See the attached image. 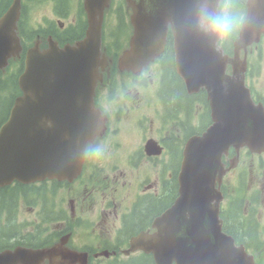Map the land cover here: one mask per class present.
Listing matches in <instances>:
<instances>
[{
  "label": "water",
  "instance_id": "obj_1",
  "mask_svg": "<svg viewBox=\"0 0 264 264\" xmlns=\"http://www.w3.org/2000/svg\"><path fill=\"white\" fill-rule=\"evenodd\" d=\"M9 18L13 19L12 16H9ZM186 18H188V16H184L182 18L178 17V22H185ZM162 40H163L162 31L156 30L151 34V38L148 40L147 43L150 46H156V49H157L161 45ZM54 163L57 167H60L61 165L59 159H56ZM198 167L200 169L198 175L201 176L202 178L203 168L201 166H198ZM194 191H195L194 188H189L188 192L184 191L183 197H181L178 200L176 206L170 212V215L179 216V211L181 207L183 206V198L189 195L190 199H192L190 193H193ZM183 225L185 228L184 239H185L186 245L189 250L183 247L182 242L180 240H175L171 245H169V247L165 249L164 254L166 256L170 254H175L178 261L180 262L188 261L187 264H203L205 259L208 258V256L204 257L203 254L206 252V248L209 242L213 239L212 236H209L210 230L212 229V225H213L212 222L211 224L205 225L202 219V216L200 214L194 215L191 213L188 216V221L183 223ZM53 253H55L54 250L49 251L47 253H43L41 255L36 254V253L24 254L20 251H15L12 253L6 252L0 255V264H17V263L28 264L27 261L30 258L33 260H38L40 258L51 255ZM155 260L157 261L156 257H155Z\"/></svg>",
  "mask_w": 264,
  "mask_h": 264
},
{
  "label": "clouds",
  "instance_id": "obj_2",
  "mask_svg": "<svg viewBox=\"0 0 264 264\" xmlns=\"http://www.w3.org/2000/svg\"><path fill=\"white\" fill-rule=\"evenodd\" d=\"M200 15L202 21L208 25L209 30L219 37L226 38L230 34L233 26V18L227 13H214L209 6L208 0H204L200 6ZM96 151L97 154H101L100 149Z\"/></svg>",
  "mask_w": 264,
  "mask_h": 264
},
{
  "label": "rangeland",
  "instance_id": "obj_3",
  "mask_svg": "<svg viewBox=\"0 0 264 264\" xmlns=\"http://www.w3.org/2000/svg\"><path fill=\"white\" fill-rule=\"evenodd\" d=\"M139 91L141 92V95L143 96L144 101H145V99H148V96L151 94L150 91H144L143 89H140ZM154 103H155V102H154ZM147 109L150 110V112H153L154 109H155V106H153V107H148ZM150 117H151V116H150Z\"/></svg>",
  "mask_w": 264,
  "mask_h": 264
},
{
  "label": "trees",
  "instance_id": "obj_4",
  "mask_svg": "<svg viewBox=\"0 0 264 264\" xmlns=\"http://www.w3.org/2000/svg\"><path fill=\"white\" fill-rule=\"evenodd\" d=\"M171 98L173 99V98H174V96H173V95H171Z\"/></svg>",
  "mask_w": 264,
  "mask_h": 264
},
{
  "label": "flooded vegetation",
  "instance_id": "obj_5",
  "mask_svg": "<svg viewBox=\"0 0 264 264\" xmlns=\"http://www.w3.org/2000/svg\"><path fill=\"white\" fill-rule=\"evenodd\" d=\"M113 215V214H112Z\"/></svg>",
  "mask_w": 264,
  "mask_h": 264
}]
</instances>
